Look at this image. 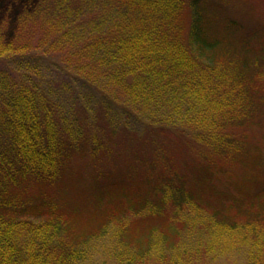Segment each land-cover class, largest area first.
<instances>
[{
    "label": "trees",
    "instance_id": "1",
    "mask_svg": "<svg viewBox=\"0 0 264 264\" xmlns=\"http://www.w3.org/2000/svg\"><path fill=\"white\" fill-rule=\"evenodd\" d=\"M5 1L0 264H264V153L251 132L264 119V20L229 0H36L9 33ZM43 58L66 76L57 58L71 60L149 138L191 154L99 171L67 203L87 142L30 71ZM197 214L199 243L182 229ZM105 241L113 250L96 262Z\"/></svg>",
    "mask_w": 264,
    "mask_h": 264
},
{
    "label": "rangeland",
    "instance_id": "2",
    "mask_svg": "<svg viewBox=\"0 0 264 264\" xmlns=\"http://www.w3.org/2000/svg\"><path fill=\"white\" fill-rule=\"evenodd\" d=\"M35 1H5L9 5L6 9H9L2 17L3 20L9 19L12 23L8 29L9 33H12L19 11L31 7ZM229 2L236 6L237 9L235 10L238 13L241 14L243 11L264 20V0H229ZM54 58L56 57L50 58L51 61ZM57 59V65L65 67L72 74L66 76L60 73L58 69H53V62L49 64L48 58L47 60L43 58L40 61L34 59L36 63L31 62L30 71L35 72L36 79L40 81L47 94L56 102L55 111L68 135L77 141L87 142L85 151L79 152V156L73 162L75 170L73 179L77 186L75 185L73 190L68 189L70 196L72 194L73 197L71 200H67V203L82 201V198L77 195L78 184L82 187L86 186L94 174L99 171L118 168L126 174L131 172V166L141 165L139 163L144 162L145 158L149 161L156 158L162 160L164 150L173 153L176 160L181 164L186 161L185 155L191 154V149L181 148L175 137L160 141L149 138L145 127L135 117L126 114L112 104L108 105L96 89L88 87V83L92 82L91 75L87 76L77 69L73 64L74 62L69 59ZM251 132L254 141L260 143L264 153V119L254 129H251ZM92 142L98 143L97 149H92L90 145ZM171 159L173 161L172 157ZM135 171L134 169L133 172ZM140 172L142 171L140 170ZM63 201L65 202V199ZM196 217L193 220H187L182 229H185L184 232L189 238L199 243L208 234V223L200 215L197 214ZM111 245L109 241H105L99 246L96 255L98 253L101 255L96 256V262L100 261L99 257L104 258L102 253L105 250L107 253L113 250L109 248Z\"/></svg>",
    "mask_w": 264,
    "mask_h": 264
}]
</instances>
